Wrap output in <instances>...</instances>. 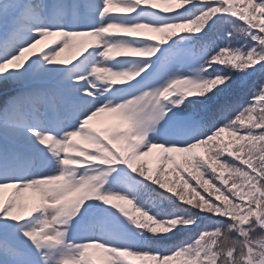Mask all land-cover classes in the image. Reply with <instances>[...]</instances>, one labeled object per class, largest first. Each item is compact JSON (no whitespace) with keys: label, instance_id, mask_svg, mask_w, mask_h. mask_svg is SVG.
<instances>
[{"label":"snow or ice","instance_id":"snow-or-ice-1","mask_svg":"<svg viewBox=\"0 0 264 264\" xmlns=\"http://www.w3.org/2000/svg\"><path fill=\"white\" fill-rule=\"evenodd\" d=\"M0 95V264H264V0H0Z\"/></svg>","mask_w":264,"mask_h":264},{"label":"rangeland","instance_id":"rangeland-1","mask_svg":"<svg viewBox=\"0 0 264 264\" xmlns=\"http://www.w3.org/2000/svg\"><path fill=\"white\" fill-rule=\"evenodd\" d=\"M50 40L53 38H49ZM39 47V46H38ZM67 53L61 55V59H64L67 57ZM96 127H108L115 123V120L108 116L107 114H102L100 117L96 119V121L93 122ZM178 155V154H177ZM156 152L155 150L153 153H151L149 156L145 157L146 160L149 161L151 166H154L156 164ZM27 195V194H26Z\"/></svg>","mask_w":264,"mask_h":264},{"label":"trees","instance_id":"trees-1","mask_svg":"<svg viewBox=\"0 0 264 264\" xmlns=\"http://www.w3.org/2000/svg\"><path fill=\"white\" fill-rule=\"evenodd\" d=\"M2 100H3V96L0 95V102H2ZM221 136H222V139H223V141H224L225 143L230 142L231 138L228 136L227 133H222ZM196 151H197L199 154H201V155L204 154V149H203V148L197 149ZM177 159H178V160L182 159V154H178V155H177ZM142 160H143L144 167H145L146 170H151V169L154 168L155 165H156V164H155L154 166H151L150 163H149V161L146 160L145 157L142 158ZM165 179H167V180L170 181V182H174V181L176 180L175 174H174V172L171 170V168L169 169L168 174H167V176L165 177ZM201 191H202V190H201ZM125 207H128V206L125 205Z\"/></svg>","mask_w":264,"mask_h":264}]
</instances>
